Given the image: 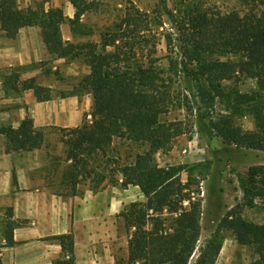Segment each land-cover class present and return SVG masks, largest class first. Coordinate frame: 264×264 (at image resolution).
I'll list each match as a JSON object with an SVG mask.
<instances>
[{"label": "trees", "instance_id": "16d2710c", "mask_svg": "<svg viewBox=\"0 0 264 264\" xmlns=\"http://www.w3.org/2000/svg\"><path fill=\"white\" fill-rule=\"evenodd\" d=\"M69 1L75 9L71 18L60 7L45 10L0 0L5 36L36 26L55 58L80 59L88 67L64 95L90 93V122L58 128L62 154L51 156L45 181L63 197L80 194V185L93 192L117 183L138 186L144 201L130 202L119 213L131 230L126 264H189L200 235L201 204L184 191L189 177L181 182L182 165L159 166L154 161L157 150L184 132L182 120L162 116L184 109L197 117L204 134L238 148L264 151V8L238 17L186 1L180 8L173 2L168 9L166 1L159 0L162 12L149 13L123 0L111 23L98 30V39L81 41L77 39L95 34L82 16L99 10L103 0ZM260 3L264 6V0ZM61 23H68L73 41H63ZM160 41L166 50L161 57L156 55ZM24 67L12 68L5 85L33 89L38 101L49 100L50 88L34 77L19 80ZM236 77L254 80L255 88L242 91L228 84ZM245 116L253 128L243 129L236 122ZM0 134L7 139L6 152L39 149L45 140V129L35 128L28 116L16 128L1 124ZM116 142L126 143L128 154L121 155ZM239 188L240 205L222 217L219 227L252 250L255 257L245 264H264V222L241 215V207L264 210V164L250 166ZM13 227L8 219L5 245L13 244ZM54 238L61 245L54 264H74L72 233ZM219 247L215 237L205 241L190 264H216Z\"/></svg>", "mask_w": 264, "mask_h": 264}, {"label": "crops", "instance_id": "0c3cea01", "mask_svg": "<svg viewBox=\"0 0 264 264\" xmlns=\"http://www.w3.org/2000/svg\"><path fill=\"white\" fill-rule=\"evenodd\" d=\"M40 3L45 10L60 7L70 18L75 12L69 0H18L20 7L35 8ZM60 31L63 41L74 40L68 23H61ZM64 61L46 47L38 27L24 26L14 37L5 36L0 27V125L16 128L28 116L35 128L58 129L79 126L85 114L90 116V93L64 96L61 88V97H54L56 90L51 89L49 100L38 101L33 89L17 90L4 83L12 68L33 63L37 68L20 70L19 80L34 77L37 84L52 87L47 74H54L50 70L58 66L59 74H80L70 73L69 66L64 71ZM84 66L80 75L88 72ZM6 143L5 135L0 134L1 264H54L61 255V245L54 237L70 232L74 264H120V260L127 259L128 239L120 232L119 213L126 204L143 199L138 186L118 191L107 185L97 192L86 187L80 194L63 197L45 181L53 155L46 132L41 148L32 151L6 152ZM58 144L61 149L59 140ZM8 219L14 224L12 245H5Z\"/></svg>", "mask_w": 264, "mask_h": 264}, {"label": "rangeland", "instance_id": "374dc122", "mask_svg": "<svg viewBox=\"0 0 264 264\" xmlns=\"http://www.w3.org/2000/svg\"><path fill=\"white\" fill-rule=\"evenodd\" d=\"M141 11L152 13L162 12V4L159 0H130ZM166 7L173 9V4L177 8L181 7V2L186 1L192 6L208 12L233 13L238 17H245L247 14L255 12L257 9H263L264 6L260 0H165ZM174 2V3H173ZM43 4H38L41 7ZM123 0H103L101 7L97 11L87 12L82 16L83 22L90 26L95 34L89 37H82L77 40H96L97 33L100 28L111 23L116 9L122 8ZM258 11V10H257ZM166 16H163L165 20ZM165 26L170 27V23L165 21ZM4 34V33H3ZM166 53L163 41L157 46L156 55L161 57ZM164 64V59L159 60ZM45 62L40 63L44 66ZM38 64V65H40ZM49 64L48 66H50ZM63 70L69 66L70 73L78 71L80 74L85 70V66L80 59L66 60L63 62ZM37 68V63L24 67L27 71H33ZM58 69H53L47 74L50 77L48 82L52 87H48L54 91V97L60 96L61 88L65 94L70 90L76 82V78L80 74H59ZM21 69V70H24ZM48 69V67H47ZM49 70V69H48ZM56 83L59 87L55 88ZM228 84L236 85L242 91H251L255 88V82L249 78L236 77ZM57 85V86H58ZM69 86V89H68ZM87 93V92H86ZM63 94V95H64ZM65 96V95H64ZM61 97V96H60ZM91 97V95H90ZM91 112V109H88ZM91 115H84L82 122H90ZM164 120H182L183 133L173 139L171 144L164 149L157 150L153 157L159 166L182 165L184 172L181 173V182L188 180V186L184 190L189 193L192 201L199 200L201 204L200 216V235L197 246L189 264L193 262L199 252V248L203 246L205 241L216 238L220 244L216 264H245L251 261L255 255L249 247L242 246L237 243L233 234L224 228L219 227L222 217L230 211L237 209L240 205L241 191L239 188L240 180L244 178L248 168L253 165L264 164V151L238 148L234 145L223 143L219 138L210 134H204L198 128V119L194 114H190L184 109L170 111L162 116ZM243 129L253 128L252 121L249 117H242L236 121ZM49 143L50 154H60L62 148L59 149L56 142L59 140L60 132L55 128H47L45 130ZM53 141L55 143H53ZM121 155L128 154L129 147L126 143H115ZM134 150H132L133 152ZM188 174V177H187ZM113 186L114 190L123 189L118 183ZM132 186V185H130ZM87 185H80V190L86 188ZM141 201H144V197ZM186 200L182 202V206H186ZM129 204V203H128ZM127 205V204H126ZM125 205V206H126ZM124 206V207H125ZM123 207V208H124ZM121 212V211H120ZM241 215L244 219L255 223L264 222V210L260 206L241 207ZM163 216H167L164 212ZM168 224V221H166ZM120 232L125 233L127 239L131 230H127L121 217ZM120 264H126V260H120Z\"/></svg>", "mask_w": 264, "mask_h": 264}, {"label": "built area", "instance_id": "2783aa9c", "mask_svg": "<svg viewBox=\"0 0 264 264\" xmlns=\"http://www.w3.org/2000/svg\"><path fill=\"white\" fill-rule=\"evenodd\" d=\"M185 204L187 203V201L184 202Z\"/></svg>", "mask_w": 264, "mask_h": 264}]
</instances>
